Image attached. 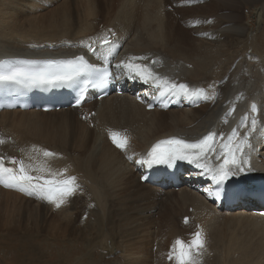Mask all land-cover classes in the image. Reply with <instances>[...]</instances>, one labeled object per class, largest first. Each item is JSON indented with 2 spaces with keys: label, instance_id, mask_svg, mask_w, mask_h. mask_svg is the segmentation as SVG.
Masks as SVG:
<instances>
[{
  "label": "bare ground",
  "instance_id": "bare-ground-1",
  "mask_svg": "<svg viewBox=\"0 0 264 264\" xmlns=\"http://www.w3.org/2000/svg\"><path fill=\"white\" fill-rule=\"evenodd\" d=\"M241 2L262 5L258 14H264V0H0V56L77 52L85 49L83 42L96 46L89 54L90 59L102 60L104 52L98 43L111 34L122 45L116 63L147 57L136 62L146 64L153 73L169 81L185 83L190 89L204 88L210 94L213 89L208 86L213 85L217 93L215 99H204L197 106L167 110L160 107L145 110L128 94L84 100L82 112L87 116L92 110L95 112L90 115L92 127L80 120L74 109L0 111L3 129L0 138L5 141L0 145V156L22 159L26 164L46 160L52 164L49 166L52 170L59 171V163H63L60 157L44 158L32 150L33 146L45 149L44 146L52 144L57 151L82 148L87 157L93 150L96 171L83 169L86 176L77 179V183L82 182V188L96 193V205L100 204L101 195L111 197L112 209L119 204L115 212L109 213L113 219L111 232L101 228L104 244L74 236L65 225L63 232H49L54 236H50L51 243L57 237H74L49 246L48 240L40 241L38 230L22 231L16 226L9 231L11 237L0 241V264H10L4 257L11 264H172L166 256L176 238L190 239L199 225L206 241L205 255L214 242L222 240L219 232L223 224L243 219L254 233V241L229 237L217 257H202L201 264L205 260L206 264H264V217L244 209L217 210L197 190L194 178L191 181L187 178L178 189L141 183L135 162L162 139H192L210 131L227 136L234 127L243 135L247 128L240 127L241 120L246 114L251 117V105L255 104L258 124L249 137L250 147L245 149L251 170L241 175L256 180L264 178V58L259 53V35L251 40V46L244 44L251 34L244 24L235 22ZM182 35L189 38L187 44L180 41L168 44L171 40L164 39ZM210 48L219 52H210ZM238 48L241 52H237ZM125 76L128 77L126 73ZM131 82L140 94L153 87L139 79ZM233 106L235 111L226 117ZM109 129L129 137L126 151L112 146ZM129 155L132 160L127 158ZM75 166L79 171L81 166ZM199 172L194 171L196 175ZM12 193L33 202L24 205L25 215L14 213L13 206L18 209L21 205L15 203L14 196L7 198ZM43 204L47 207H39ZM53 206L35 196L0 186L2 220H18L23 216L33 219L42 210L48 217L46 226L58 230L66 218L61 213L62 219L53 220V216L47 215ZM184 217L188 218L187 224H183ZM144 226L151 228L146 231ZM150 231L153 238L144 240L143 235ZM154 249H162V258L153 255Z\"/></svg>",
  "mask_w": 264,
  "mask_h": 264
},
{
  "label": "snow or ice",
  "instance_id": "snow-or-ice-1",
  "mask_svg": "<svg viewBox=\"0 0 264 264\" xmlns=\"http://www.w3.org/2000/svg\"><path fill=\"white\" fill-rule=\"evenodd\" d=\"M99 43L104 46L109 44L110 40L103 38ZM81 44L87 47L90 52L95 51L92 44H84L83 42ZM146 59L147 57H132L127 61H121L117 67L122 68L131 79H139L146 84L151 83L159 90L161 96L173 95L184 96L189 99L193 97H200L205 100L215 99L217 93L213 85L208 86L213 89L209 94L204 88L190 89L185 83L177 84L169 81L167 78L153 73L146 64L136 62ZM110 75L107 68L102 71L95 69L83 56H76L72 59L0 61V84L17 85L24 88L71 86L81 77L90 78L93 76L95 78L88 79L87 83L91 84L92 87L103 88L109 83ZM83 99L84 92L81 90L76 101L77 105ZM148 107L151 108L152 105L149 103ZM234 111L233 106L229 108L225 116H230ZM251 113L250 118L246 114L241 120L240 127L247 128L243 135L240 134L238 128L234 127L227 136L223 133L218 135L210 131L202 138L191 142L175 137L162 139L153 144L147 154L141 156L135 162L148 167L161 164L171 167L178 160L187 161L200 170L199 175L206 176L211 181L216 189L215 198L219 199L222 195H227V190L224 188L227 181L234 176L251 170L245 149L250 147L249 137L258 124L255 104L251 105ZM84 118L87 119L88 117L85 116ZM224 122L227 123L226 118ZM249 122L250 127H248ZM108 136L117 149L127 150L129 137L126 134L109 129ZM4 142L0 138V144ZM32 150L38 152L44 158L58 156L55 152L39 149L36 146H33ZM127 158L132 160L133 156L129 155ZM66 171V169L52 170L47 166L46 160L41 163L26 164L22 159L0 156V186L16 189L29 196H35L54 205L56 208H60L67 203L68 199L80 189L77 178L66 175ZM206 191L212 193L213 189L209 188ZM184 222L185 224L188 223L187 217ZM205 250L204 233L197 225L190 239L184 240L178 237L172 242L167 258L172 264H201Z\"/></svg>",
  "mask_w": 264,
  "mask_h": 264
},
{
  "label": "rangeland",
  "instance_id": "rangeland-1",
  "mask_svg": "<svg viewBox=\"0 0 264 264\" xmlns=\"http://www.w3.org/2000/svg\"><path fill=\"white\" fill-rule=\"evenodd\" d=\"M242 4L243 5H240V8H238L239 9L238 10V17H235V20H236L235 22H238L240 24H244L247 31H249L251 34L250 38L244 43L245 46H251V40L256 35H259L258 36L259 37L258 42L261 45V51L259 53L264 58V14L263 13H260L261 15L258 14V12H260L258 10L261 9L262 5L257 4V5L252 6L251 3L250 4L249 3H242ZM220 11H222V10H220ZM226 11H228V10H226ZM238 19H239V21H238ZM99 27H101V24L99 25ZM179 38H183L184 40H181ZM179 38L176 36H172L170 38L165 37L164 39H170L171 40V42H169L168 44H172V42H178V41H180L181 44H187L189 42V40H187V39H189L187 36L182 35ZM209 50H210V52H219L218 50H216L214 48H210ZM223 51H226V50H223ZM237 52H241V48H238ZM1 134H0V136H1ZM0 145L2 147V144H0ZM51 145L52 144H47L46 146H44V148L45 149L49 148L50 151L58 154V157H60L59 160L63 162V163H59V170L66 168V170H67L65 173L66 175H72V176L76 175L77 179H82V177L86 176V174L82 171L85 168L88 171H90L91 173H95V171H96V169H95L96 160H95V157L92 156L93 150L89 151L88 155L90 157L89 156L87 157V154H85L84 149H82V148H80V149L77 148L75 150L74 147L73 148L70 147L69 149H65L64 151L63 150L57 151V148L54 149V148H52ZM66 155L68 156L69 159H67ZM71 162H72L73 166L70 164ZM76 164L81 166L79 171L77 170V168H74V167H76L75 166ZM51 165L52 164L50 162H47L48 167ZM69 165H71V166H69ZM71 168H73V169H71ZM75 173H77V174H75ZM78 184L80 185V189L72 197H70L68 199L67 203L63 204L60 208H56L55 206H53V208L50 209V212L47 213V215L53 216V220L57 217L62 219L63 217H61V216H64L63 219L66 218V222L61 224V226L59 227L58 230L53 229V227L51 229H49L48 226H46V225H49L48 217L46 215H44V212L42 210H39L37 212L35 218H33V219H26L25 216H23L21 219H18V220H11V219H3L2 220V219H0V241H2L3 238L11 237L9 235V231L15 230L14 227L19 226L20 229H22V231L23 230L24 231L31 230L33 232H36V230L40 231V232H38V231L36 232L38 234V236L40 237V241L43 240L42 242H45V240L46 241L48 240L47 242H50L49 246H53L55 242H61L62 240L67 241L68 239H72L74 236H81V239L88 238L91 241H93L95 244L99 242V245L102 241V243L104 244L105 241L101 240L102 239L101 228L105 227L108 230H110V232H111V227L113 225V223H112L113 219H111L109 217V213H110V211L115 212L118 209L119 204H116V207L114 209H112L110 207V203L113 201L111 199V197H109L107 195H101L100 201H99L100 204L96 205L97 204L96 203L97 202L96 201V193H93V191L89 190V188H82L83 187L82 182H78ZM128 188H130V187L128 186ZM124 190H126V189H124ZM26 196H29V195L26 194ZM10 197H13V199L16 200L15 203H17V205H21V208H18V209H17V207L13 206V209H15L14 213L18 216L20 214L25 215L24 214V212H25L24 211V207H25L24 205H26V204L33 205L32 204L33 202H30L27 199H22L21 197L15 195L13 193L9 194L7 198H10ZM39 207L46 208L47 206L43 204ZM22 208H23V211L20 210ZM60 213H61V216H59ZM70 217H71V219H73L72 222H71ZM26 220H27V222H25ZM67 220H69V222L71 223L70 225L68 224ZM232 220H234V219H232ZM245 223H246V221L243 219V220H240L238 222H234L232 224L231 223L226 224V225L223 224L220 227L221 233L219 232L222 240L219 239L217 242H214V247L210 248L208 250V252L205 255H203L202 257L205 258L206 256H209V255H212L211 258L217 257L220 253V249L222 247H224V245H225L224 243H226L227 239L229 237H232V236H237V237L239 236L242 238H246L250 242H253L254 241V233L251 231V229L249 227L245 226ZM52 225H53V223H52ZM65 225L67 226V229L74 236H70L72 238L57 237V238H55L57 240L55 242L51 243L52 241H50V236H53L52 234L63 232ZM143 228L146 231H149L151 227L144 226ZM245 231L248 234L247 237H246ZM49 232L52 234H50ZM98 233H99V235H98ZM147 234L148 235H143L144 240H151L153 238V234L151 233V231H150V233H147ZM96 237H98V238H96ZM165 248L166 247L164 246L162 249H165ZM161 250H158V249L155 250L154 249L153 255L155 256V254H156L157 256H160L162 258V255L160 254ZM4 259L6 260L7 263L9 262L11 264L9 259H7L5 257H4ZM203 264H206V260Z\"/></svg>",
  "mask_w": 264,
  "mask_h": 264
}]
</instances>
